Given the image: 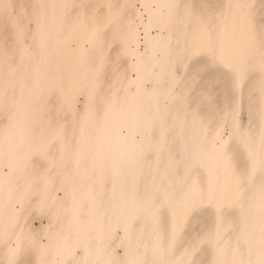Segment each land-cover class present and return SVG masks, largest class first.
Listing matches in <instances>:
<instances>
[{
    "label": "bare ground",
    "instance_id": "obj_1",
    "mask_svg": "<svg viewBox=\"0 0 264 264\" xmlns=\"http://www.w3.org/2000/svg\"><path fill=\"white\" fill-rule=\"evenodd\" d=\"M4 2L0 262H258L264 0Z\"/></svg>",
    "mask_w": 264,
    "mask_h": 264
},
{
    "label": "snow or ice",
    "instance_id": "obj_2",
    "mask_svg": "<svg viewBox=\"0 0 264 264\" xmlns=\"http://www.w3.org/2000/svg\"><path fill=\"white\" fill-rule=\"evenodd\" d=\"M11 8V5L8 3H5L4 0H0V10H8ZM11 19V18H10ZM12 23L16 27L17 35L21 36L24 32V27L21 23L18 21L12 19ZM215 56V53H213ZM219 61L225 65V67H230V65L227 63V61L223 58V56L219 57ZM228 149L229 146L227 143H222L219 145V151L220 153L227 157L228 155ZM262 166H264V161H262ZM205 198L211 199V192L204 193L203 191H199L195 193L189 200L185 211L190 212L193 211L196 207V205L199 202H202ZM206 234L202 232L195 233L189 240H188V247L184 249V252L187 257H189L187 260L183 261L182 264H197V261L195 259H192V255L195 253V251L199 248V246L206 240ZM25 239V235L23 233V230H21V234L17 236L15 242H13L10 246L7 247L6 261L0 262V264H28L26 261L19 260L17 257L21 254L23 249L20 247L21 242ZM91 264H128L127 261H117L115 259H108L103 260L100 262H91ZM248 264H254V262L249 261ZM255 264H264V252L261 254V258L258 262H255Z\"/></svg>",
    "mask_w": 264,
    "mask_h": 264
}]
</instances>
